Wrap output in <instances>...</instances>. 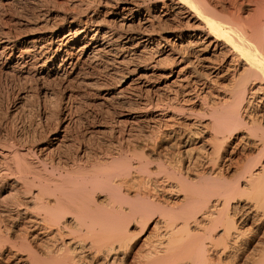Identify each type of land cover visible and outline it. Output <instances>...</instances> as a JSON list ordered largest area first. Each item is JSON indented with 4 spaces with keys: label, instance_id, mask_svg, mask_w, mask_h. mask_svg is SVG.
Masks as SVG:
<instances>
[{
    "label": "bare ground",
    "instance_id": "obj_1",
    "mask_svg": "<svg viewBox=\"0 0 264 264\" xmlns=\"http://www.w3.org/2000/svg\"><path fill=\"white\" fill-rule=\"evenodd\" d=\"M12 1L27 0L0 3ZM97 1L0 38L2 68L60 81L61 141L88 90L112 102L105 124L118 136L114 154L79 144L71 168L1 137L0 264H264V110H251L264 95V0ZM164 62L186 65L173 81L172 69L149 72ZM227 76H238L229 90ZM241 131L261 156L243 154L231 178L227 137Z\"/></svg>",
    "mask_w": 264,
    "mask_h": 264
},
{
    "label": "rangeland",
    "instance_id": "obj_2",
    "mask_svg": "<svg viewBox=\"0 0 264 264\" xmlns=\"http://www.w3.org/2000/svg\"><path fill=\"white\" fill-rule=\"evenodd\" d=\"M93 1H95V3ZM1 4L2 3H0V12H1L0 38H3L5 36L3 38L5 39V41L10 39V37L8 36H11L12 38L14 36L17 37V35L18 36L20 35L19 37H21L24 35V33L28 34V33L40 31L41 30L40 28L42 27L40 23L41 21L44 22V20L46 19L49 20V24L47 28L51 29V27L55 26L57 23L64 24L62 19L65 14L74 15L79 13L78 15H83L88 11L92 12L94 9L98 7L97 0H66V1L65 0H27L24 2L12 1L9 4L3 3L2 5L4 7L1 6ZM84 5L85 6L87 5V7H85ZM99 9L101 10V13H99L100 15L98 17V20L100 21L101 17L103 19L105 16L104 14L107 13L106 11H109V6L106 7L102 6ZM25 15L28 16L26 17ZM57 15H60L61 17L60 16L58 17ZM34 18L38 19L39 21L37 22L36 19ZM68 26L69 24H66L65 32H67ZM3 32H5L6 34ZM2 59L0 60V62L6 61L7 58L4 57ZM131 59L132 58H130V60ZM214 59L216 60V58ZM135 62L136 60L132 61L130 64H133ZM103 65H104L103 63H100L98 66H96L97 69L99 68V70L96 69V71H99V73L101 74H105L104 73L105 69L102 67ZM169 65H170L169 62L168 63L164 62L160 67L156 69L151 68L149 72L151 73L156 72L157 74L166 75L172 72L173 70L175 76L170 78V81H173L176 78L177 75L176 72L179 70L180 67L186 65V63L175 66H171V65L169 66ZM12 73L13 72L9 70L7 71L6 69L2 68V66H0V139L2 137L4 140L11 139L17 141L18 145H20V147H22L23 149H28V150L30 149V152L32 150L31 153H33V155L36 154L35 157H39L42 160L46 159L49 168H51L53 164H59V163L61 164V166L71 168L74 161H76L77 159L79 144H82V146H84V150L86 151L87 156H90V158H93L94 157L93 154L99 150L103 151L106 154H114L115 149L112 144V141H114L115 139L117 140L118 136L111 135L110 131H108V128H106V124H105L107 122V119L109 118V116H107L108 111L112 110L111 109L112 102L101 99L102 98L101 95L95 90H88L86 92H81L76 99L78 101V102L76 101L77 108H75L71 112L68 118L64 115V117H66L65 119H67L66 122L68 121L69 123V127L67 128V130H65L66 140L64 142V140L61 141V138L64 134V129L66 124L63 127L58 128L57 120L59 118L56 115V110H57L56 107L58 106L57 104L60 98L58 97V95L60 96L62 92L61 89H63V87H61L62 85L60 81L57 78H54L57 81L56 82L52 77H48L45 74L43 76L40 75V77H38L37 76L38 74L29 73V74H25L26 76L25 77L23 76L24 74L18 75V73L15 72L14 74ZM203 73L210 74V72L208 73L203 72ZM45 76L49 80H47ZM236 78H238V76L235 78H232L231 76H227V78L226 77L220 78L219 87L225 88V90H229L233 82L236 81L235 80ZM164 80L166 81V78H164ZM46 90L49 93L47 94V96L44 94ZM166 90H165V94L168 95V93H170L168 92L169 89ZM261 96L263 97L264 95L260 93L259 98L252 102L253 105L251 103L252 105L251 110H253L252 112H254V114L257 113L255 116L257 118L260 117L261 113L259 112L264 110V102H259ZM249 97L252 98V96ZM156 98L158 97L154 96V99ZM158 99H156V101ZM164 100H166V97H162V99L159 101H164ZM255 106L256 109H254ZM197 108L198 111L199 109L200 110L202 109L201 106H198ZM45 115L46 116L49 115V116L45 117ZM104 118L106 119V121ZM242 136L244 137L240 139ZM245 136L246 134L243 131H241V132H236L232 136L227 137V139L228 138L232 139L231 140L232 143L236 142L235 144L232 145L233 147L235 146V148L237 147L234 151H232V147L226 148V149H230L228 152V155L230 154V156L227 155L229 157V160H227L228 163L227 162L226 163L231 165V168L229 169L228 172V176L231 178H233L234 175H236L235 174L236 165L238 166L244 163L243 159L245 158V156L246 157L249 156V158L256 161L259 159V156H261L260 154L261 152H258L259 150L256 151L257 149H254L251 147V145H249V143L250 144L253 143L254 139L256 138H248ZM56 137H58L57 143L60 144L52 145L51 140L55 139ZM3 139L1 140L4 141ZM90 162H87V164L90 165L91 164ZM12 177L10 178V180L8 178L9 182L13 181L12 179L14 178ZM13 213L14 212H11L10 215L12 217H16L15 215L16 213L14 214ZM2 215L4 216V219H6V222H10L11 219H14L11 216H7L6 213H3ZM6 216L9 218L11 217V219H8ZM122 257L123 255H120V258Z\"/></svg>",
    "mask_w": 264,
    "mask_h": 264
}]
</instances>
